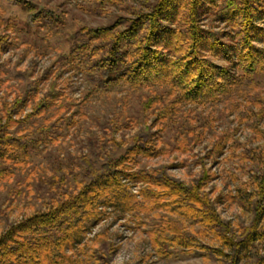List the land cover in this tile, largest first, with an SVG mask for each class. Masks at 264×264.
<instances>
[{
    "label": "trees",
    "instance_id": "obj_1",
    "mask_svg": "<svg viewBox=\"0 0 264 264\" xmlns=\"http://www.w3.org/2000/svg\"><path fill=\"white\" fill-rule=\"evenodd\" d=\"M0 1L26 12L28 31L42 27L58 30L65 24L63 12L42 6L39 0ZM81 7L91 15L108 17V22L86 24L68 33V53L59 58L55 68L37 73L31 65L28 73L16 76V95L0 99V182L18 168L32 148V138L21 134L27 123L47 121L48 125L39 124L36 132L49 136L48 140L56 139L53 135L58 129L76 125L87 98L78 102L59 89L64 72L70 69H83L94 90L125 83L146 89L167 86L176 95L166 100L155 91L142 103L147 124L139 133L124 136L120 142L114 136L90 141L89 152L70 167L72 186L61 170V161L60 169L44 180L42 207L0 233V264H70L73 258L68 250L80 245L103 221L101 207L113 204L111 194L127 192L132 181L143 186L142 199L158 213L151 232L160 251H167L169 243L186 249L196 240L184 220L163 212L176 208L200 224L204 233H215L232 250L234 261L240 258L264 239L260 225L264 222V172L254 175L260 188L259 197L251 202L254 219L249 226L242 222L238 239L236 228L221 217L207 190L213 174L205 170L199 179L187 183L171 175L168 167L136 168V164L160 153L153 129L157 122L169 121L179 105L215 102L238 85L254 84L264 71V46L260 44L264 43V0H85ZM15 28L13 20L2 17L0 81L5 66L1 58L14 44L11 34ZM31 50L28 47L26 53ZM48 81L50 87L43 92ZM246 102L240 112L241 123L250 119L260 122L264 92L248 93ZM160 104L163 107L155 112ZM28 107L31 111L26 113ZM16 124L19 128L12 131ZM230 137L221 134L209 156L218 159L223 155ZM34 142L40 144L38 139ZM109 144L112 152L107 150ZM238 146L233 156L242 157L244 163H260L264 158V152L253 149L238 156ZM99 238L96 234L94 240ZM114 253V245L103 241L93 255L98 264H113ZM257 264H264L263 258Z\"/></svg>",
    "mask_w": 264,
    "mask_h": 264
},
{
    "label": "rangeland",
    "instance_id": "obj_2",
    "mask_svg": "<svg viewBox=\"0 0 264 264\" xmlns=\"http://www.w3.org/2000/svg\"><path fill=\"white\" fill-rule=\"evenodd\" d=\"M84 1L39 0L40 5L58 13L63 12L65 24L58 30L42 27L29 31L24 26L26 12L0 1V21L2 17L10 18L16 24L11 34L14 44L1 58L5 66L0 81V99L7 94L10 99L16 95V76L18 73H28L31 65H35L37 73H46L49 68H55L59 58L68 53V33L72 34L86 24L97 26L108 22V17L94 16L84 11L81 7ZM260 44L264 46V43ZM28 47L32 50L27 54ZM50 81L43 84V92L50 87ZM59 89L78 102L87 98L83 112L77 116L75 126L58 129L53 140L36 132L37 126L41 124L45 127L47 121L29 122L21 128V134L32 138V148L29 147L28 156L18 168L0 182V233L42 207L40 198L46 190L44 180L60 169L61 161L64 164L61 170L67 174L72 186L70 167L78 157L89 152L90 141L114 136L120 142L124 136L128 138L139 133L147 124L142 103L155 91H159L166 100L176 95L167 86L146 89L125 83L108 90H94L85 71L77 67L64 72ZM256 91L264 92V71L256 76L253 85H238L230 94L215 102L179 105L176 112L169 115V121L157 122L153 129L157 134L160 153L151 159L143 158L136 164V168L142 165L168 167L171 175L187 183L199 179L205 170L213 174L214 179L207 190L212 200L216 201L221 217L236 228L238 239L242 222L249 226L254 219L251 202L260 193L254 175L264 172V158L260 163H244L242 157L233 156L237 145L238 156L245 149L264 152V118L260 122L251 119L243 123L240 121V112L247 104L246 95ZM162 107L160 104L153 110ZM30 111L31 107H28L26 113ZM18 128L16 124L11 130ZM221 134H230L231 141L225 153L214 159L209 153ZM34 139H38L40 144H35ZM113 149V145L109 144L107 150L112 152ZM122 152L118 151L119 154ZM75 168L79 169L77 166ZM142 187L132 181L128 183L127 192L111 194L113 204L101 207L103 221L93 227L80 245L68 250L73 258L70 264H98L93 254L103 241L114 245L113 264H257L259 259L264 260V239L234 261L232 250L224 246L215 233H204L200 224L176 208L163 212L184 220L196 240L186 249L169 243L165 245L167 251H163V248L160 251L151 232L158 213L152 212L150 204L142 199ZM261 204L264 206V201ZM260 225L264 227V222ZM96 234H100L99 241L94 240ZM213 250L223 251L224 255Z\"/></svg>",
    "mask_w": 264,
    "mask_h": 264
}]
</instances>
